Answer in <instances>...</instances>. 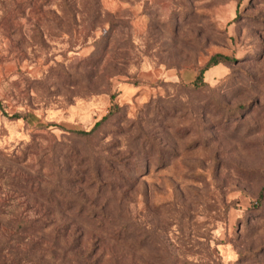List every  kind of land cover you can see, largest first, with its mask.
Segmentation results:
<instances>
[{
  "label": "rangeland",
  "instance_id": "374dc122",
  "mask_svg": "<svg viewBox=\"0 0 264 264\" xmlns=\"http://www.w3.org/2000/svg\"><path fill=\"white\" fill-rule=\"evenodd\" d=\"M0 101V264H264V0H0Z\"/></svg>",
  "mask_w": 264,
  "mask_h": 264
},
{
  "label": "trees",
  "instance_id": "16d2710c",
  "mask_svg": "<svg viewBox=\"0 0 264 264\" xmlns=\"http://www.w3.org/2000/svg\"><path fill=\"white\" fill-rule=\"evenodd\" d=\"M225 61H232V58L227 55H222V54H216L214 55L205 65L204 68H202L199 71V74L196 78L195 85L199 86L203 83V76L205 71L210 68L213 65H217L221 62ZM0 108H3L2 103L0 101ZM113 111H109L107 115H105L102 119L98 120L94 126L90 130H70L76 137L78 138H85L90 135H92L97 128L103 123L104 120H106L109 115H111ZM5 115H8L10 118L13 119H18L21 116L19 114H13L9 115L8 113H4ZM69 131V130H68ZM47 156V153L43 154V158ZM42 161V159H41ZM83 162H87L84 156ZM69 169V166L66 168V170ZM90 167H86L85 171H88ZM87 177V176H85ZM85 177H76V176H63V177H58L55 180V189L53 192H56V196L54 198H49L48 200H45L44 205H46L49 209L51 210V207L54 209L57 208L61 212L63 211H68L71 212L73 210H77V214H75V219H66L64 220L63 218L60 219H53L52 220V225H53V230L57 232H67L68 230H73L72 232L76 233L79 230H81V226L76 225V220H79L82 224L84 223L87 226L93 225L95 228L101 229H107V230H116L117 224L115 223L114 219L109 217L107 214H102L101 212L98 213H93L92 215H87V207H90L94 205V203H91V205H87V202L84 203H72V202H67L64 203V198L68 199L69 198V192L70 189L73 187H76L77 190L82 191L80 186H86L87 188H91L93 186L97 185V181L100 177L99 172H97L96 176L94 178L89 179L87 181ZM79 188V189H78ZM72 192H76L72 189ZM78 193V192H77ZM101 210L106 209V207H101Z\"/></svg>",
  "mask_w": 264,
  "mask_h": 264
}]
</instances>
